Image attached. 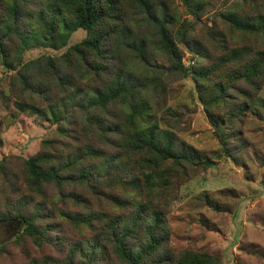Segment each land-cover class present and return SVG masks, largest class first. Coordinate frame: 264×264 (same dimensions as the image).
Returning <instances> with one entry per match:
<instances>
[{
    "label": "trees",
    "instance_id": "1",
    "mask_svg": "<svg viewBox=\"0 0 264 264\" xmlns=\"http://www.w3.org/2000/svg\"><path fill=\"white\" fill-rule=\"evenodd\" d=\"M179 1L192 21L172 0H0L15 108L54 124L31 156L0 158V222L60 255L24 264H221L166 246L178 185L214 163L177 134L183 115L167 106L177 95L168 85L188 77L222 155L242 150L240 127L254 102L264 106V0L234 1L205 24L206 0ZM76 29L84 36L60 54L21 61Z\"/></svg>",
    "mask_w": 264,
    "mask_h": 264
},
{
    "label": "rangeland",
    "instance_id": "2",
    "mask_svg": "<svg viewBox=\"0 0 264 264\" xmlns=\"http://www.w3.org/2000/svg\"><path fill=\"white\" fill-rule=\"evenodd\" d=\"M234 1L237 0H206L197 24L208 23L212 13ZM172 2L180 19L192 21L179 0ZM83 36L84 30L76 29L59 48L30 47L22 52L21 61L39 54L58 55ZM191 59V53L182 50V63L189 64ZM12 74L0 65V158L13 164L38 151L40 141L53 135L54 124L36 113L15 108L16 98L8 82ZM168 87L178 96L168 99L167 106L183 115L182 130L177 134L205 151L214 163L178 185L165 216L166 246L176 251L206 252L217 256L221 264H264V106L258 100L254 102L240 127L246 141L244 148L226 157L219 150L192 81L179 78ZM258 97L264 101V82ZM11 232L8 223L0 222V264H24L25 258L43 254L60 256L50 245L36 248L29 238L16 239Z\"/></svg>",
    "mask_w": 264,
    "mask_h": 264
}]
</instances>
